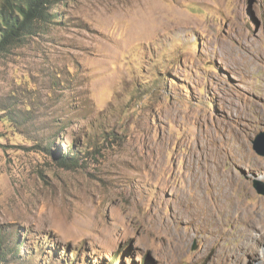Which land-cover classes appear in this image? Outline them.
Wrapping results in <instances>:
<instances>
[{
    "label": "rangeland",
    "instance_id": "rangeland-1",
    "mask_svg": "<svg viewBox=\"0 0 264 264\" xmlns=\"http://www.w3.org/2000/svg\"><path fill=\"white\" fill-rule=\"evenodd\" d=\"M57 11L0 54V232L18 234L26 264H264L253 187L264 185L253 148L264 0H66ZM71 148L77 162L59 166ZM190 155L234 178L223 207L216 186L194 183L212 203L206 218L192 208Z\"/></svg>",
    "mask_w": 264,
    "mask_h": 264
},
{
    "label": "trees",
    "instance_id": "trees-1",
    "mask_svg": "<svg viewBox=\"0 0 264 264\" xmlns=\"http://www.w3.org/2000/svg\"><path fill=\"white\" fill-rule=\"evenodd\" d=\"M64 1L66 0H0V54L9 52L26 36L34 35L48 23L58 19V7ZM57 160L59 166L70 167L78 159L71 148ZM21 246L17 233L11 237L0 232V264H26V260L19 255ZM113 258L118 259L116 255Z\"/></svg>",
    "mask_w": 264,
    "mask_h": 264
},
{
    "label": "bare ground",
    "instance_id": "bare-ground-1",
    "mask_svg": "<svg viewBox=\"0 0 264 264\" xmlns=\"http://www.w3.org/2000/svg\"><path fill=\"white\" fill-rule=\"evenodd\" d=\"M240 47L241 48H243L244 49V51L246 52V50H247V52H248V50L250 49V47H251V42H246V43H242L241 45H240ZM242 49V50H243ZM249 53V52H248ZM258 53L259 52H257V55H255V52L254 53H252V55H249V57L246 59L247 60V62H246V64L247 63H249V64H247V65H250L253 61H255L254 60V58H255V56H256V58H257V56H258ZM257 61V60H256ZM246 65V66H247ZM254 68V67H253ZM248 148V147H247ZM222 151V150H221ZM194 153V152H193ZM222 154H224V153H222ZM206 155L207 156H215L216 157V159L219 161L220 160V158H221V155H220V152L218 151V148L217 147H210L209 148V150L206 152ZM190 156H192V155H190ZM189 156V157H190ZM193 157V156H192ZM210 160H209V165H213V164H215V161L213 160L212 161V158H209ZM188 168L190 169V173H189V175H190V177H189V181H187L188 183V185H189V187L192 189L191 191H190V193H192V191H193V199H194V203H193V205L192 204H190V205H192V208L194 209V211L195 210H197L199 213H202L203 211H205L204 213H205V218L206 217H208V216H210L211 215V211H210V205L213 203L214 205H219V206H221V207H223L224 205H225V203L227 202V199H228V197H226V193H227V188H226V184H227V182H230V181H233V176L232 175H228V174H218V175H215V174H213V175H206L205 174V172L199 167V166H197L196 165V159H194V157L193 158H189L188 159ZM187 165V164H186ZM220 165V164H219ZM216 169V168H215ZM188 175V176H189ZM187 179V178H186ZM208 181H210L211 183L210 184H208ZM225 181V182H224ZM194 183H196L197 185H201L202 187H205V185L207 184L208 186L210 185V187L209 188H211V189H213V186H216L217 187V189L219 190V192L216 190L214 193H215V195H218L219 197L215 200V201H213L212 203H210L207 199H206V197H205V195L204 194H201V192H200V190H199V188H196V187H194ZM230 199V198H229ZM186 200H187V198H186V196H181V201L182 202H186ZM191 203V202H190ZM181 204V203H180ZM186 204H188L189 205V203L187 202ZM230 207V206H229ZM191 208V209H192ZM216 208V207H215ZM181 209V208H180ZM179 210V209H178ZM184 213H187V212H184ZM183 212H181V211H178L176 214H175V217L178 219V220H181V219H183L184 220V218L185 217H187V215H185ZM174 217V218H175ZM189 217V216H188ZM186 219V218H185ZM208 219V218H207ZM255 220V219H254ZM253 220V221H254ZM173 221H174V219H173ZM252 221V222H253ZM251 223V222H250ZM171 225V224H170ZM177 230V229H176ZM176 230H173V229H171L170 228V226H167L166 227V231L167 232H169L171 235H178V233H177V231ZM245 235H246V240L247 241H245V242H243V247H244V250H248V248H249V240L251 239V238H253L252 237V234H251V232L250 233H248V230H246L245 229ZM249 234H251V235H249ZM244 235V234H243ZM172 237V236H171ZM180 238V237H179ZM178 238V239H179ZM177 239V238H176ZM180 240H182V239H179V240H177V241H180ZM242 245V244H241ZM227 253V252H226ZM221 255V254H220Z\"/></svg>",
    "mask_w": 264,
    "mask_h": 264
},
{
    "label": "water",
    "instance_id": "water-1",
    "mask_svg": "<svg viewBox=\"0 0 264 264\" xmlns=\"http://www.w3.org/2000/svg\"><path fill=\"white\" fill-rule=\"evenodd\" d=\"M253 148L254 150L260 154L264 155V134H259L257 138L253 141ZM253 187L256 189L257 192L264 194V185L262 186L258 182H254Z\"/></svg>",
    "mask_w": 264,
    "mask_h": 264
}]
</instances>
